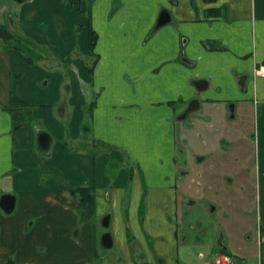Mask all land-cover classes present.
Wrapping results in <instances>:
<instances>
[{
  "label": "crops",
  "instance_id": "0c3cea01",
  "mask_svg": "<svg viewBox=\"0 0 264 264\" xmlns=\"http://www.w3.org/2000/svg\"><path fill=\"white\" fill-rule=\"evenodd\" d=\"M260 64L264 0H0V202L15 197L0 206V264H190L174 222L176 124L201 119L254 190L257 250L237 259L264 264Z\"/></svg>",
  "mask_w": 264,
  "mask_h": 264
},
{
  "label": "rangeland",
  "instance_id": "374dc122",
  "mask_svg": "<svg viewBox=\"0 0 264 264\" xmlns=\"http://www.w3.org/2000/svg\"><path fill=\"white\" fill-rule=\"evenodd\" d=\"M211 126L218 127L206 119L194 121L185 131L176 124V156L185 177L178 186L183 195L174 222L184 232L180 250H185L189 256L185 261L190 264L211 261L221 239L235 258L249 259L243 256L245 249L248 253L257 250L254 190L242 191L231 178L227 169L235 165L231 150L223 147L221 135L208 137ZM200 251L203 257L198 256Z\"/></svg>",
  "mask_w": 264,
  "mask_h": 264
},
{
  "label": "water",
  "instance_id": "95a60500",
  "mask_svg": "<svg viewBox=\"0 0 264 264\" xmlns=\"http://www.w3.org/2000/svg\"><path fill=\"white\" fill-rule=\"evenodd\" d=\"M18 2H21L23 0H16ZM170 21V15L168 14L167 11L162 10L158 20L156 22L155 28L162 26L166 23H168ZM204 83V81H198L196 82V84H198V87L201 89V85ZM198 102L196 99L192 100L190 103V106L188 108L187 111L194 109L195 107H197ZM185 114H182L180 117L183 118L185 117ZM38 143L40 145V148L43 151H48L49 147H50V143H51V138L49 136L48 133H46L45 131H40L39 132V138H38ZM14 204H15V197L13 195L10 194H5L2 196L1 202H0V206L6 211V212H10L13 210L14 208ZM102 226L106 229L101 237H100V243L104 248H111L113 245V241H112V236L111 233L108 229L109 227V219L106 216L105 218L102 219Z\"/></svg>",
  "mask_w": 264,
  "mask_h": 264
},
{
  "label": "built area",
  "instance_id": "2783aa9c",
  "mask_svg": "<svg viewBox=\"0 0 264 264\" xmlns=\"http://www.w3.org/2000/svg\"><path fill=\"white\" fill-rule=\"evenodd\" d=\"M256 74L260 76H264V65H261L258 67V69L256 70ZM258 243H259L260 249L262 250V254L264 255V233H259ZM214 263L215 264H235V261L229 255L219 254L215 256Z\"/></svg>",
  "mask_w": 264,
  "mask_h": 264
},
{
  "label": "trees",
  "instance_id": "16d2710c",
  "mask_svg": "<svg viewBox=\"0 0 264 264\" xmlns=\"http://www.w3.org/2000/svg\"><path fill=\"white\" fill-rule=\"evenodd\" d=\"M94 39H95V36L93 35V33L90 32V47H92L94 45ZM86 189L87 188H78L77 191H79L80 200L83 201V204L85 205V208L88 209V214L91 215L93 213V201H92V197H91L92 195L89 196V194L85 191ZM82 192L86 193V196H87L86 199H85V195H83V199H82V195H81Z\"/></svg>",
  "mask_w": 264,
  "mask_h": 264
},
{
  "label": "flooded vegetation",
  "instance_id": "af4514ba",
  "mask_svg": "<svg viewBox=\"0 0 264 264\" xmlns=\"http://www.w3.org/2000/svg\"><path fill=\"white\" fill-rule=\"evenodd\" d=\"M220 242H222V239L220 240ZM216 253H217V252H216ZM216 253H215V256H216V255H219V254H226V255H227V252L225 253V252H223V251H222V252H219L218 254H216ZM215 256L213 257V260H214Z\"/></svg>",
  "mask_w": 264,
  "mask_h": 264
}]
</instances>
